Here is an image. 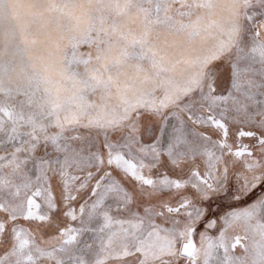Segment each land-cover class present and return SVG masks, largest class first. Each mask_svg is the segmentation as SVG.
<instances>
[{
    "label": "snow or ice",
    "instance_id": "6c2138e0",
    "mask_svg": "<svg viewBox=\"0 0 264 264\" xmlns=\"http://www.w3.org/2000/svg\"><path fill=\"white\" fill-rule=\"evenodd\" d=\"M0 264H264V0H0Z\"/></svg>",
    "mask_w": 264,
    "mask_h": 264
}]
</instances>
